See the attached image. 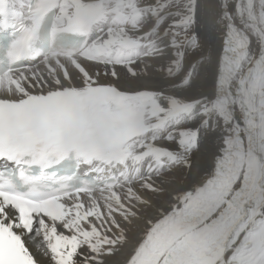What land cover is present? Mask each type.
Here are the masks:
<instances>
[{
    "label": "snow or ice",
    "instance_id": "1",
    "mask_svg": "<svg viewBox=\"0 0 264 264\" xmlns=\"http://www.w3.org/2000/svg\"><path fill=\"white\" fill-rule=\"evenodd\" d=\"M0 264H264V0H0Z\"/></svg>",
    "mask_w": 264,
    "mask_h": 264
}]
</instances>
